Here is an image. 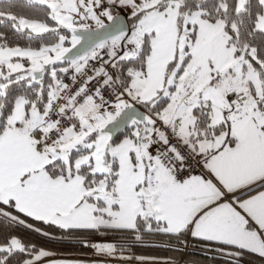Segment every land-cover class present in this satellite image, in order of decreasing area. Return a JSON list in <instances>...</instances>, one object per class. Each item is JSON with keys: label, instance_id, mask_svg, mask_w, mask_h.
Segmentation results:
<instances>
[{"label": "snow or ice", "instance_id": "1", "mask_svg": "<svg viewBox=\"0 0 264 264\" xmlns=\"http://www.w3.org/2000/svg\"><path fill=\"white\" fill-rule=\"evenodd\" d=\"M196 246L264 264V0H0V264Z\"/></svg>", "mask_w": 264, "mask_h": 264}, {"label": "trees", "instance_id": "2", "mask_svg": "<svg viewBox=\"0 0 264 264\" xmlns=\"http://www.w3.org/2000/svg\"><path fill=\"white\" fill-rule=\"evenodd\" d=\"M143 254L147 255H159L164 257H175L182 261V264H209L208 259L200 251L199 246L191 247L187 250H182V252H176L174 248H145L142 250Z\"/></svg>", "mask_w": 264, "mask_h": 264}]
</instances>
